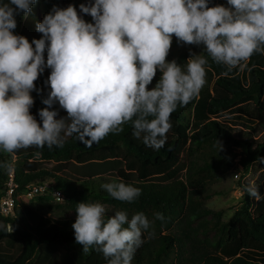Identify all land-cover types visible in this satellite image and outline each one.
<instances>
[{
    "label": "clouds",
    "instance_id": "1",
    "mask_svg": "<svg viewBox=\"0 0 264 264\" xmlns=\"http://www.w3.org/2000/svg\"><path fill=\"white\" fill-rule=\"evenodd\" d=\"M37 0H0V151L32 146L63 147L69 137L91 147L131 123L133 135L160 150L172 129V114L193 101L206 83L209 57L229 69L242 68L264 53V0H88L54 6L31 42L14 32L17 15L27 18ZM202 45L207 57L192 55L186 64L167 59L173 43ZM46 54V56H45ZM50 69V90L31 113L36 81ZM159 80L152 85L157 73ZM59 104L67 115L60 116ZM264 159V158H261ZM9 165L0 161V168ZM113 199L134 202L141 190L112 180L101 186ZM246 193L264 200L259 186ZM72 225L76 243L95 248L107 264H132L143 234L151 227L139 212L109 215L100 202L77 203ZM156 218L163 220V214ZM2 227V225H0Z\"/></svg>",
    "mask_w": 264,
    "mask_h": 264
},
{
    "label": "trees",
    "instance_id": "2",
    "mask_svg": "<svg viewBox=\"0 0 264 264\" xmlns=\"http://www.w3.org/2000/svg\"><path fill=\"white\" fill-rule=\"evenodd\" d=\"M67 1L37 0L25 23L29 32L18 35L26 36L30 42L41 38L42 34L36 31L39 10L48 14L54 6L61 8ZM226 3L227 0H213V5ZM199 54L208 55L202 45L183 44L173 37L168 57L186 64L192 55ZM50 72L46 69L35 82L42 91L32 92L35 100L32 109L48 95L50 88L45 81ZM158 80L156 76L149 87H154ZM32 109L31 113L39 121V110ZM66 115V112L60 113V116ZM171 122L173 127L167 134V143L158 151L137 139L129 122L122 125V131L110 133L91 147L69 137L63 147L32 146L12 153L23 166L20 169L12 166L19 185L14 215L5 217L0 213V264H28L35 255L38 256L36 264H107L102 252L93 248L84 253L76 243L72 225L77 217L71 212L84 200L120 205L130 218L143 212L155 228L175 229L168 236L156 239L144 233V242L132 264H183L184 250L188 245L194 246L200 232L206 236L215 233L214 247L219 255L200 253L191 259L197 260L196 264H264V200L257 201L246 193L247 201L229 222L222 221V211L205 206L206 188L220 171L234 166L236 160L245 169L253 163L264 166L261 159L264 158V53H255L244 67L235 69L217 64L209 57L205 85L187 106L178 107ZM123 155L126 169L133 173L120 169L118 175L123 182L141 190V195L131 203L113 199L101 187V182L89 181L83 184L85 188L79 189L71 181L41 167L40 162L85 164L116 160ZM188 158L190 170L185 183L180 174ZM7 182L8 172L0 168V199L7 190ZM45 183L63 193V201L57 202L64 204L46 210L34 208L30 201L19 198L34 185ZM254 184L264 196V175ZM35 199L55 200L51 194H36ZM157 213L163 214L164 219H157ZM207 216H212V220L193 228L198 219ZM178 229L182 230L181 235H177Z\"/></svg>",
    "mask_w": 264,
    "mask_h": 264
},
{
    "label": "rangeland",
    "instance_id": "3",
    "mask_svg": "<svg viewBox=\"0 0 264 264\" xmlns=\"http://www.w3.org/2000/svg\"><path fill=\"white\" fill-rule=\"evenodd\" d=\"M82 3L87 4L88 0H68L67 3L64 4L61 8H66L69 5H75L78 13H80L87 22H92L91 16H89L88 14H84L80 11L79 6ZM45 15L46 14H44L40 9L39 22H42ZM16 19H17V28L14 30V32L16 34H20L23 31H26V33H28L29 30L25 28V23L27 18H25L24 15L21 14V15H17ZM167 59L171 61L169 57H167ZM157 76L160 77L159 72L157 73ZM42 105L43 103L40 102V104L38 106H35L32 110L33 111L40 110L42 108ZM55 107L56 109L60 110V113L65 112L63 109H60L59 104H56ZM189 160L190 158L187 159L185 168H183L180 174L181 177L180 179H182L185 183L189 177L188 176L190 170ZM0 161H4L9 165L8 168H2V172L4 171L9 172L12 166H16L17 168L19 167V169L23 166V162L17 160L12 155V153H5L3 151H0ZM40 162H41V167L47 168V170L54 172L62 179H67L71 181L79 189L85 188L86 186H84L83 184L89 181L91 182L96 181L99 183L101 182L102 185L114 179L115 180L120 179L121 181H123V179L120 178V176L118 175L120 169L125 170L129 174L133 173L126 169L127 163L124 155L116 160L91 161L85 164H79L75 161L57 163V162H44L40 160ZM263 175H264V166L262 164L253 163L252 166H250L248 169H245L243 166L239 164V160H236L234 166L227 167L224 170L220 171L218 177L212 183V185L206 188L207 191V193L205 194L207 196L205 203L206 208L214 211H222L223 212L222 221L229 222L234 217V215L242 209L245 202L247 201L246 188L249 185L254 184L256 180L262 177ZM135 181H137V179ZM188 190L192 191L194 189L188 187ZM38 200L39 199L29 200L30 201L29 203L34 208L44 207L46 210H48L50 206L56 207L59 206L60 204H64V202L63 203L57 202L56 200H50L46 202H40ZM93 202H100L104 204L109 215L114 214L116 211H126L120 205L110 204L103 201H93ZM71 214L77 217V213L75 210L71 212ZM211 220H212V216L200 218L194 223L193 228L197 229L203 222L211 221ZM152 223L153 222H151L150 229L147 232H145V234L149 238L156 239L159 238L160 236H168L171 231H175V229L169 231L163 229L162 230L157 229L152 225ZM176 233L177 235H181L182 230L178 229L176 230ZM214 242H215L214 232H210L207 236L202 232H200L199 239L194 244V246L188 245L184 250L183 256L185 258V263L183 264H196L195 262L197 260L193 262V260L191 259H193L195 255H199L200 253H204V252L212 256H218L219 252L214 247ZM37 261H38V256L35 255V257L32 260H30L28 264H36Z\"/></svg>",
    "mask_w": 264,
    "mask_h": 264
},
{
    "label": "built area",
    "instance_id": "4",
    "mask_svg": "<svg viewBox=\"0 0 264 264\" xmlns=\"http://www.w3.org/2000/svg\"><path fill=\"white\" fill-rule=\"evenodd\" d=\"M7 190L2 192V197L0 199V213L9 217L14 215L15 212V194L19 189V185L17 183V172L15 167H12L8 172V182L6 184ZM52 190V193L50 192ZM36 194L39 195H48L51 194L52 198L56 201H63L64 195L63 193L54 188L51 189V184L45 183L43 185H34L32 188H29L23 195L19 196V198H23L25 201L33 200L36 198Z\"/></svg>",
    "mask_w": 264,
    "mask_h": 264
}]
</instances>
